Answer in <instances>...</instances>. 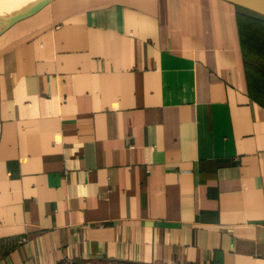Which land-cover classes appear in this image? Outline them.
I'll return each instance as SVG.
<instances>
[{
    "label": "crops",
    "instance_id": "obj_1",
    "mask_svg": "<svg viewBox=\"0 0 264 264\" xmlns=\"http://www.w3.org/2000/svg\"><path fill=\"white\" fill-rule=\"evenodd\" d=\"M248 16L52 0L0 31V264H264Z\"/></svg>",
    "mask_w": 264,
    "mask_h": 264
},
{
    "label": "trees",
    "instance_id": "obj_2",
    "mask_svg": "<svg viewBox=\"0 0 264 264\" xmlns=\"http://www.w3.org/2000/svg\"><path fill=\"white\" fill-rule=\"evenodd\" d=\"M235 5V4H234ZM237 6L239 9L248 11L249 13H253L254 16L250 17L248 16L247 18L249 20L252 21H256V23H261L264 26V15L257 13L255 11H252L248 8H245L243 6L240 5H235ZM242 27V26H241ZM260 26H254V24H251L248 22L247 27L244 29L242 28L240 30L241 34L243 35V39L245 40L246 45H242V47L245 49L246 52V48L247 50L253 54L254 58L256 60H260V61H264V32H260ZM261 33V34H260ZM257 35L259 38H257L258 40L256 41V45H255V40ZM243 40V42H244ZM259 44V45H257ZM255 70V69H254ZM260 70H256V77L257 79L262 78L264 80V72H259ZM255 73V72H254ZM263 84V87H260V91L262 92V90L264 91V83L260 82V85ZM264 101V100H263Z\"/></svg>",
    "mask_w": 264,
    "mask_h": 264
},
{
    "label": "water",
    "instance_id": "obj_3",
    "mask_svg": "<svg viewBox=\"0 0 264 264\" xmlns=\"http://www.w3.org/2000/svg\"><path fill=\"white\" fill-rule=\"evenodd\" d=\"M52 0H39L37 3L32 5L31 7L25 9L24 11L16 14L15 16L8 18V22L3 26V28L0 30L2 31L4 28L12 25L13 23L29 17L42 9L44 6H46L48 3H50ZM227 2H230L235 5H240L245 8H248L252 11H255L257 13H260L264 15V0H225ZM6 21V20H5Z\"/></svg>",
    "mask_w": 264,
    "mask_h": 264
},
{
    "label": "rangeland",
    "instance_id": "obj_4",
    "mask_svg": "<svg viewBox=\"0 0 264 264\" xmlns=\"http://www.w3.org/2000/svg\"><path fill=\"white\" fill-rule=\"evenodd\" d=\"M35 3H37V0L33 1V2H30L29 4L19 8L18 10L12 12L13 15L9 14V11H4V8L2 7V5H0V16L1 18L5 19L6 21H3V19H0V30L3 28V26L8 22V18H11L13 16H15L16 14L24 11L25 9L31 7L32 5H34ZM7 13V14H6ZM11 15V16H10ZM9 16V17H8ZM251 61L252 62H256L257 60L254 58V57H251ZM253 69H256V70H260L259 72H264V66L261 67H257L255 65L252 66ZM256 70H253L254 72H256ZM256 74V73H255Z\"/></svg>",
    "mask_w": 264,
    "mask_h": 264
},
{
    "label": "bare ground",
    "instance_id": "obj_5",
    "mask_svg": "<svg viewBox=\"0 0 264 264\" xmlns=\"http://www.w3.org/2000/svg\"><path fill=\"white\" fill-rule=\"evenodd\" d=\"M33 1H35V0H0V5H2V7L4 8V11H9V14L13 15L12 12L18 10L19 8L25 6V5L29 4L30 2H33ZM38 1L39 0H37V2ZM0 19H3V18H1V16H0ZM3 21H5V19H3Z\"/></svg>",
    "mask_w": 264,
    "mask_h": 264
},
{
    "label": "built area",
    "instance_id": "obj_6",
    "mask_svg": "<svg viewBox=\"0 0 264 264\" xmlns=\"http://www.w3.org/2000/svg\"><path fill=\"white\" fill-rule=\"evenodd\" d=\"M23 240V238L21 239V241Z\"/></svg>",
    "mask_w": 264,
    "mask_h": 264
}]
</instances>
